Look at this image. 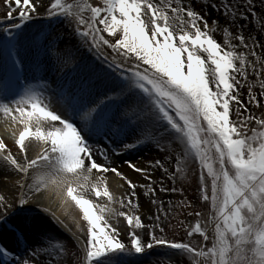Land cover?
Returning <instances> with one entry per match:
<instances>
[{"label": "snow or ice", "instance_id": "1", "mask_svg": "<svg viewBox=\"0 0 264 264\" xmlns=\"http://www.w3.org/2000/svg\"><path fill=\"white\" fill-rule=\"evenodd\" d=\"M2 2L0 264H264V0Z\"/></svg>", "mask_w": 264, "mask_h": 264}, {"label": "rangeland", "instance_id": "2", "mask_svg": "<svg viewBox=\"0 0 264 264\" xmlns=\"http://www.w3.org/2000/svg\"><path fill=\"white\" fill-rule=\"evenodd\" d=\"M95 3H101V0H94ZM2 13H5V8L3 6L0 5V16L2 15ZM42 16H46L45 10L41 11ZM219 39V37H218ZM258 54H260V50L258 51ZM258 98L264 99V97H259ZM247 99V97L245 96V100ZM252 108V114L253 115H260V110L255 108V105L251 106ZM1 134V132H0ZM150 152V157H156L159 158V154L156 153V151L154 149H148V150H142L141 153L139 154V156H137V158L140 156H142L143 158L146 156V154H148ZM145 159V158H144ZM121 162H123V160H120ZM174 163V162H173ZM162 179H165L164 177ZM165 186H170L169 182L165 179ZM194 186H195V178L189 174L188 178L186 180L183 181H177L176 183V187L180 188L183 187L184 188V195L181 196L179 193H173V194H160L161 198L164 199L165 201L167 200H173L175 202H179L181 199H189L191 200L195 194L194 192ZM123 191H125L127 188L129 189L128 185L126 187H123ZM143 189H140L137 193L138 195H140V198L142 199L143 203L145 202V197L142 195ZM104 200H106V198H104ZM203 207V205L201 206ZM121 211H128V209H122ZM121 222H124L123 217L120 218ZM179 220H185V226H181L178 221ZM196 218L195 217H185L184 215H180L178 217H176V219H174L172 221V227L168 230L169 231V235L172 234V232L174 231L176 238L180 239H187V235H186V231L185 229L190 227V226H194ZM54 231V230H53ZM53 231L51 233V235L53 236ZM62 235V236H61ZM61 235L59 236L58 234L55 235V237H60L62 238L63 241H68L71 243H78L75 241H72L71 236L66 235L64 233L61 232ZM125 242H128L129 237L125 236ZM200 238L198 236V234H195L193 236V240L195 241H199ZM55 242V241H54ZM75 249L73 248V251ZM169 253L168 250L166 249H153L152 253H151V257L149 259H146L144 261V264H152V261L155 260L157 261V264H159V261L162 260H166L169 258Z\"/></svg>", "mask_w": 264, "mask_h": 264}, {"label": "bare ground", "instance_id": "3", "mask_svg": "<svg viewBox=\"0 0 264 264\" xmlns=\"http://www.w3.org/2000/svg\"><path fill=\"white\" fill-rule=\"evenodd\" d=\"M33 2H37V0H33ZM0 5L3 6V2L2 0H0ZM4 7V6H3ZM44 8H41L40 11H43ZM4 15L5 13H2V17L4 18ZM3 20V19H2ZM47 20L45 19H42L40 21H34L33 23L36 24L37 26H47L48 23H46ZM251 26H255V22L253 21V25H250ZM259 51V49L257 50ZM38 75H42V74H38ZM48 76H50L51 74H47ZM0 138H4L5 139V143L9 144L11 146L12 144V140H11V130H10V126H9V123L5 120V118L0 115ZM30 157L33 155V153H30L29 154ZM150 157V152L148 154H146V156L144 157L145 159H148ZM129 158H133V157H129ZM134 158H137V155L134 154ZM139 158V157H138ZM114 160H116V162L118 164H120L121 166V170L125 172V174L130 178L132 179L134 182H137L140 180V174H136L134 172H132L130 169L127 168V166L125 164H123V162H121L120 160L121 159H118L116 157H113ZM163 176L161 175L160 172H155L153 174V179H162ZM107 179H108V185H109V190L113 192L114 196L116 197H121L122 195L123 196H127L130 194L129 192V189L127 188L125 191H123V187H126L127 184L123 181H121L117 176H115L114 174H111L109 173L108 176H107ZM140 189L138 188L137 189V192L139 191ZM35 199H33V202H35ZM106 200H104V198H101L100 202L103 203L105 202ZM140 203L141 205H143V201L142 199L140 198ZM115 207L119 210H122V208H120L119 204L115 205ZM63 218V217H61ZM53 236L55 237V235H61V232L66 234V235H69L67 232L65 231H61V230H58V229H53ZM62 236V235H61ZM70 236V235H69Z\"/></svg>", "mask_w": 264, "mask_h": 264}]
</instances>
